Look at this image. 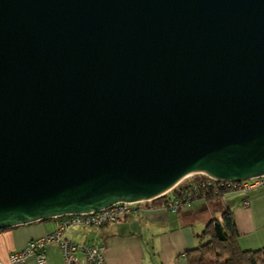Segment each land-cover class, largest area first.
I'll return each instance as SVG.
<instances>
[{
    "label": "water",
    "instance_id": "95a60500",
    "mask_svg": "<svg viewBox=\"0 0 264 264\" xmlns=\"http://www.w3.org/2000/svg\"><path fill=\"white\" fill-rule=\"evenodd\" d=\"M264 175V0H0V230Z\"/></svg>",
    "mask_w": 264,
    "mask_h": 264
},
{
    "label": "crops",
    "instance_id": "0c3cea01",
    "mask_svg": "<svg viewBox=\"0 0 264 264\" xmlns=\"http://www.w3.org/2000/svg\"><path fill=\"white\" fill-rule=\"evenodd\" d=\"M226 208L233 212L239 247H264V188L228 191L212 200L196 198L176 211L140 212L99 227L73 226L65 237L73 243L103 245L106 264H188L185 253L198 245V234L207 222L221 218ZM56 227L57 218H47L0 230V260L7 262L10 252ZM77 256L78 264H83L82 255ZM26 264L65 262L59 247L51 244L43 263L29 257Z\"/></svg>",
    "mask_w": 264,
    "mask_h": 264
},
{
    "label": "built area",
    "instance_id": "2783aa9c",
    "mask_svg": "<svg viewBox=\"0 0 264 264\" xmlns=\"http://www.w3.org/2000/svg\"><path fill=\"white\" fill-rule=\"evenodd\" d=\"M194 174H198L201 177L181 183V181L193 174L184 177L178 184L165 193L170 194L169 192L176 189L177 194L168 197L160 206L152 204V200L154 199L139 202L120 201L96 212L59 216L57 217V227L53 232L29 240L23 248L10 252L7 262L0 260V264H26L29 257H34L36 262L43 263L47 259V248L51 244H56L59 247L65 264H78V254L82 255L83 264H106L104 257L105 248L103 245L70 242L65 237V233L69 228L73 226L99 227L110 222H115L123 217L137 216L140 212H152L160 208L176 211L199 196L204 198L209 190H214L217 193L221 188H226L228 191H248L254 188H264V175L241 182H224L204 174Z\"/></svg>",
    "mask_w": 264,
    "mask_h": 264
},
{
    "label": "trees",
    "instance_id": "16d2710c",
    "mask_svg": "<svg viewBox=\"0 0 264 264\" xmlns=\"http://www.w3.org/2000/svg\"><path fill=\"white\" fill-rule=\"evenodd\" d=\"M226 192V188H221L217 193L209 190L204 198L212 200ZM176 194V189H173L170 194L152 200V204L160 206L168 197ZM238 236L233 212L226 208L221 218L207 222L203 231L198 234V245L185 253L188 264H264V247L243 250L238 245Z\"/></svg>",
    "mask_w": 264,
    "mask_h": 264
},
{
    "label": "rangeland",
    "instance_id": "374dc122",
    "mask_svg": "<svg viewBox=\"0 0 264 264\" xmlns=\"http://www.w3.org/2000/svg\"><path fill=\"white\" fill-rule=\"evenodd\" d=\"M200 177H201V176L198 175V174H193V175L187 177L186 179H184L183 181H181V183L186 182V181H192V180L198 179V178H200ZM169 193H170V192H169ZM220 199H221V198H220ZM222 204H223V201H222Z\"/></svg>",
    "mask_w": 264,
    "mask_h": 264
}]
</instances>
